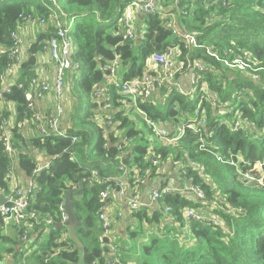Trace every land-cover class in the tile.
Returning <instances> with one entry per match:
<instances>
[{
    "label": "trees",
    "instance_id": "1",
    "mask_svg": "<svg viewBox=\"0 0 264 264\" xmlns=\"http://www.w3.org/2000/svg\"><path fill=\"white\" fill-rule=\"evenodd\" d=\"M130 1L0 0V77L10 71L11 34L20 20L43 19L48 28L18 65L15 82L22 88L12 84L9 92L0 93V125L13 119L10 135L17 149L15 156L8 155L0 140V192L11 194L5 175L19 172L35 186L27 194V211L53 220L50 226H31L27 221L25 240H18L15 230L14 238L0 233V241L10 244L7 251L14 254V264L19 263L16 258L22 256L24 246L34 250L22 264H106L105 246L111 239L103 234L98 219L99 193L107 186L117 189L122 179L129 192L140 189L143 178L159 180V189L170 186L169 180H160L170 165L178 167L186 184L203 191L204 201L173 193L162 195L155 207L142 204L139 210L127 211V216L122 213L125 237L113 236L120 262L140 264L136 252L141 251L142 264H149L148 255L157 264H264V188L245 182L233 165L225 163L239 156L251 164L264 161V0H158L159 10L137 21L132 41L122 39L120 23L123 7ZM168 13L181 33L194 36V46L188 48L165 27ZM54 16L65 27L73 21L66 37L73 44L71 59L80 65L76 74H65L68 105L61 118L66 125L63 136L40 135L25 99L31 79L39 77L37 55L55 38ZM172 49H178L183 67L175 79L194 61L205 67L197 74L192 95H180L166 86L159 103L138 98L134 105L105 85L103 67L114 58L122 69L121 79L131 81L153 74L149 69L153 55H166ZM98 88H105L100 100L94 96ZM106 103L112 108L104 112ZM9 104L15 106L13 113ZM130 115L136 122L139 116L145 118L154 141L145 140ZM189 116L195 120L189 122ZM201 120L204 125H198ZM237 120L241 124L234 129ZM31 121L36 132L26 139L18 124ZM157 123L171 126L166 129L170 138L187 123L199 132L185 129L178 141L168 143L152 132L150 124ZM41 156L49 166L34 174ZM249 169L242 167V172ZM81 181L83 189L71 199L81 222L75 233L82 244L79 249L70 235L63 239L67 227L57 226L62 225L59 209L65 193ZM202 206L208 210H199ZM190 208L211 220H186ZM44 234L46 239L40 241ZM123 241L126 248L120 246Z\"/></svg>",
    "mask_w": 264,
    "mask_h": 264
},
{
    "label": "built area",
    "instance_id": "2",
    "mask_svg": "<svg viewBox=\"0 0 264 264\" xmlns=\"http://www.w3.org/2000/svg\"><path fill=\"white\" fill-rule=\"evenodd\" d=\"M158 0H131L128 2L122 10L120 23L122 25V39L132 41L135 38L136 34V24H137V16L142 15L147 16L152 14L153 12L159 10L158 9ZM139 14V15H138ZM164 17L168 18V21L165 22V27L167 29H171L174 35L180 37L189 48L190 46L195 45V40L193 35H187L181 33L178 28L175 26V20L171 14H164ZM139 16V20L141 19ZM21 24L17 28V31L11 34V38L13 40V45L10 48V71L7 70L6 74L0 77V93L9 92V89L12 84H8L6 82V77L9 72L14 71L18 68V65L22 63V59L20 56L22 39L19 34L21 30V26L25 22L36 21L41 26L46 25L43 19L34 20L33 18H22ZM72 22L70 21L66 27L62 25L61 21L57 16H54L53 25L55 27V38H51L44 45L42 52L48 54L49 63H54L56 65V71L53 78L52 86L47 82L46 79L38 77L31 79L28 84V89L25 92V99L28 102V108L33 112V120L37 125V131L40 135H57L63 136V133L60 130L61 118L64 114V102H65V74L66 72H71L76 74L80 69V65L78 63H74L71 59V54L73 52V44L69 41L68 37H66L67 30L72 29ZM152 64L158 69V71H152L153 74L145 73V75L141 78L134 79L131 81H123L120 79L118 75L119 62L117 58H114L109 64L103 67V70L107 73V82L105 85L112 86L117 91H120L122 94L126 96V98L136 105V100L141 98L143 100H154L159 96L160 91L164 87H170L173 91L180 95H192L194 93V87L197 84V74L203 73L205 71V67L199 61H194L190 67V84L193 87L192 91L189 93H185L184 90L177 85L174 84L176 73L182 70V65L175 64L170 61L168 54H155L152 57ZM152 66V65H151ZM176 66V67H174ZM150 69V68H149ZM13 85H16L18 89L22 88V83L15 82ZM95 97L97 99H102L104 97L105 88L96 89ZM52 93L53 95V105L51 109H49L46 113H39L35 109V100H43V98ZM111 105L106 103L103 106V110L109 111L111 109ZM223 108V107H220ZM111 118H108V125L111 124ZM14 122L3 120L0 125V140L2 141V145L4 151L11 155L12 157L17 154V149L14 146L10 129L13 127ZM241 122L237 120L234 124V129H237L240 126ZM198 125H204V121L201 120L198 122ZM18 127H21V124H18ZM150 128L152 132L161 137L165 142L175 143L178 141L185 132V129H190L196 132H199V129H196L192 124L187 123L185 126H180L176 128L175 135L170 138L169 132L165 129L157 128L155 125L150 124ZM200 147H204V142L202 140L199 141ZM218 161H222L221 158H217ZM224 162V161H222ZM49 161H45L44 163H40L37 165L34 170V174H38L44 169H47L49 166ZM225 163L233 165L239 176L245 182H254L258 187L264 188V161L256 162L255 164H251L249 162H245L241 156L236 158V161H232V159H228ZM154 164H157L154 162ZM251 168L247 171L242 172V167ZM250 172H254L257 175V178H253L249 175ZM247 174V175H246ZM5 180L10 182L11 194L10 200L8 202L0 205V227L3 223L10 224L17 231L16 238L18 240H25L28 236L29 227L27 225V221H31L32 225H45L50 226L53 223L51 217H42L37 215L34 212L27 211L29 203L27 200V194L34 191L35 186L30 181L28 187L20 188L19 183L17 181V177L14 176L12 171L7 172L5 175ZM122 183V182H121ZM118 184V188H113L111 186H107L102 190L99 195V203L100 206L98 208V219L101 223V227L103 230V234L106 237H110L111 229L113 227V221L115 219H123L124 216L122 213H118L116 217H113L109 212L110 203L114 202L118 198H124L126 203L127 211L132 212L143 208L142 203L139 202V191L140 189H136L134 192H130L128 194L127 189L123 185V183ZM146 184V180L143 178L140 180V185L143 187ZM173 193H181V194H190L191 197L198 202H202L205 199V195L202 190L192 186L190 183H187L186 187L183 189V192L171 186H164L161 189L157 188L151 191L150 194V205H155L158 203L159 198L162 195H169ZM0 194L6 195L2 192ZM62 217V225L66 221L67 217L63 208L59 209ZM168 208L165 209L167 213ZM109 213V214H108ZM186 220H211L208 215L197 212L195 209H187L185 212ZM217 223H215L216 225ZM61 225V226H62ZM66 227V226H64ZM69 236V228L67 227V231L63 233V239H67ZM106 249L114 250L110 240L108 244H106ZM0 264H2V260L0 259ZM106 264H122L118 257L115 255L112 258L106 260Z\"/></svg>",
    "mask_w": 264,
    "mask_h": 264
},
{
    "label": "crops",
    "instance_id": "3",
    "mask_svg": "<svg viewBox=\"0 0 264 264\" xmlns=\"http://www.w3.org/2000/svg\"><path fill=\"white\" fill-rule=\"evenodd\" d=\"M138 20H139V16H137V21ZM30 24H36L40 28L41 34L42 33L46 34L48 32V28L46 27V25L41 26L36 21L25 22V23H23V25L21 26V30L19 31L21 39H22L24 30ZM175 26H176V28H178L177 22H175ZM38 37H37V39H38ZM22 43H23V40H22ZM28 53H29V49H28ZM172 53L175 54V56L173 58H171L173 60V65L175 64L176 66H178V64H180V63L177 62V58H176L177 50L176 49H172L171 53H169L168 56L170 54H172ZM27 57H28V54H27ZM27 57H26V59H27ZM26 59H24L23 61H25ZM169 59H170V57H169ZM176 66H174V67H176ZM36 67H37L36 71L38 73V76L41 77V78L46 79L47 82L52 86L53 78H54L55 71H56V65L54 63H49L48 54L40 52L37 55V65H36ZM150 70L153 71V72L154 71H158V69L153 64L150 67ZM18 74H19V69L18 68L16 70H14V71L9 72L7 77H6V82L8 84H13L15 82L16 77L18 76ZM180 76L175 79L174 84L177 85L178 87L182 88L185 93H189L192 90H190L191 84H190V81H189L188 77H185L183 79H179ZM119 77H120V75H119ZM120 79H121V77H120ZM179 80H180V84H178ZM157 98H159V96ZM157 98H156V103L158 101L160 102V98L159 99H157ZM53 100H54V98H53V95H52L51 92L49 94H47L43 98V100H35V109H36V111H38L41 114L42 113H46L49 109H51V107L53 105ZM8 108L12 111V113L14 112V108H12V104H9ZM60 128L63 129V130L66 129V125H65L64 122L61 123ZM170 128H171L170 125L168 127H166V128L161 127V129H165V130L166 129H170ZM34 131H35L34 127H28L26 124L21 125L20 133L26 139H30L35 134L36 131L35 132ZM39 159L41 161L40 163H44L45 161L46 162L48 161V159L43 157V156H41ZM176 169H177L176 167H172L170 165L165 167V169H163V172L165 173V176L163 178H161L160 180L161 181L165 180V183H166V180H169L171 187H174V188L178 189L179 191H181L180 189H184L187 184L183 181L182 178H180V176L177 173ZM14 176L17 177V181L19 183V187L20 188H22V189L25 188L26 189L28 187V185H29L31 180L25 179V177L23 175H21L17 171L15 172ZM121 182L124 183L125 180L122 179ZM159 182H160L159 180L158 181H146V184L143 187H141V189L139 191V202L140 203L149 204L151 191L154 190V189L159 188L158 186L161 185V184H159ZM148 183L152 184L151 188L150 187H147V188L145 187ZM129 191L130 190L127 189L128 194L130 193ZM6 196H9V195H6ZM152 207H155V205L154 204L153 205L149 204L148 208H152ZM109 212H110V214L113 217H116V215L118 213H124L125 215H127L126 214L127 213V208H126L125 199L124 198H118L114 202L110 203ZM123 220L124 219H121V220L115 219L113 221V225H115V223H120ZM123 226H125V223L120 224L119 231H113L111 233V235L112 236L118 235V237H120V239H122V237H125L126 231L124 230ZM0 233H1L2 236H11V238L15 237V229H14V227L12 225H10V224H7V223H3V225L0 227ZM46 235L47 234H44V236L41 237L40 241L45 240L46 239L45 238ZM120 246L122 248H126L127 243L123 241L122 243H120ZM10 248H11L10 244H8L7 242L0 241V258L2 259V264H6V262L8 264H14L15 263L14 254H12L11 252L7 251ZM23 248H22V250H23ZM113 249H114L113 251L109 250V249L106 250V254H107L108 258H112L115 255L116 248L113 247ZM33 250H34V248H32L30 253ZM19 264H22V263L19 262Z\"/></svg>",
    "mask_w": 264,
    "mask_h": 264
},
{
    "label": "rangeland",
    "instance_id": "4",
    "mask_svg": "<svg viewBox=\"0 0 264 264\" xmlns=\"http://www.w3.org/2000/svg\"><path fill=\"white\" fill-rule=\"evenodd\" d=\"M173 18H174V20H175V17L173 16ZM40 34H41V30H40V28L36 25V24H30V25H28V27L24 30V32H23V36H22V40H23V43H22V46H21V53H20V56H21V59H22V61L24 60V59H26V57H27V54H28V49H29V47H30V45H31V43L32 42H34V41H36V39H37V37L38 36H40ZM177 51H178V49H177ZM175 56V54L174 53H172V54H170L169 55V57H170V61L173 63V60L171 59V58H173ZM176 58H177V62H179V60H178V52H177V55H176ZM180 63V62H179ZM121 73H122V69L121 68H119L118 69V74L120 75V77H121ZM178 73H180V72H178ZM177 74V73H176ZM177 75H179V74H177ZM176 75V76H177ZM185 77H188V79H189V81H190V71H188V72H186V73H184V74H182L181 76H180V78L179 79H183V78H185ZM200 76H198V78H199ZM178 84H180V80H179V82H178ZM193 89V87L192 86H190V90H192ZM64 93H65V102H64V106H66V105H68V100H67V91H66V89L64 88ZM160 94V93H159ZM158 99V98H157ZM15 106L12 104V108H14ZM131 116V118L135 121V123H134V126H135V129L136 130H139L140 132H141V134H142V136L145 138V140L147 141V142H152V141H154V135L148 130V128L144 125V120H145V118H143V117H141V116H139V119H138V121L136 122V120H137V118L136 117H134L133 115H130ZM12 118H13V115H12ZM195 120V118L193 117V116H189L188 117V121L189 122H193ZM12 122H13V119H12ZM183 123V122H182ZM24 124H26L28 127H34V125H33V122L31 121V122H24L22 125H24ZM61 125V124H60ZM155 126L157 127V128H160L161 129V127H164V128H166V127H168L167 125H162V124H155ZM60 130H61V132H65V130H63V129H61L60 128ZM35 132V131H34ZM177 167V166H176ZM178 168V167H177ZM238 173V172H237ZM247 175V174H246ZM249 175L251 176V177H253V178H257V175H256V173H254V172H250L249 173ZM242 179V178H241ZM151 186H152V184L151 183H148L145 187L147 188V187H150L151 188ZM199 210H201V211H203V210H208V208L207 207H200L199 208ZM127 216V215H126ZM126 218V217H125ZM125 221V219L123 220V221H121L120 223H115V225H113V227H112V229H111V233L113 232V231H119V226H120V224H123V222ZM124 227V230H125V226H123ZM145 230V232H146V228L144 229ZM47 236V235H46ZM46 236H45V238H46ZM110 243H111V245L113 246V247H116V243L115 242H117L118 240L117 239H115L114 241H113V236L110 234ZM31 248H29V246H24V248H23V250H22V256H19L17 259H16V261L17 262H20L22 259H24V258H26V257H28V256H30L31 255V253H30V251L32 250H30ZM136 256L139 258L138 259V261H139V263L140 264H142V261H141V259H143L144 257H143V255L141 254V251H137L136 252ZM1 259V258H0ZM148 259H149V264H157L155 261H154V259H152V257H150V255H148ZM2 260V259H1ZM6 264H8L7 262H6ZM17 264H19V263H17Z\"/></svg>",
    "mask_w": 264,
    "mask_h": 264
},
{
    "label": "water",
    "instance_id": "5",
    "mask_svg": "<svg viewBox=\"0 0 264 264\" xmlns=\"http://www.w3.org/2000/svg\"><path fill=\"white\" fill-rule=\"evenodd\" d=\"M140 18L142 15H139ZM83 189V182L81 181L77 187L69 189L65 193L64 197V205L63 209L66 214V221L63 223L62 226H66L69 228V235L70 238L76 243L79 249H82V244L77 240L76 238V229L81 226V222L79 221L74 208H73V202H72V195L79 193ZM10 200V196H6L3 194H0V205H2L5 202H8ZM61 225H58L57 227H60Z\"/></svg>",
    "mask_w": 264,
    "mask_h": 264
},
{
    "label": "bare ground",
    "instance_id": "6",
    "mask_svg": "<svg viewBox=\"0 0 264 264\" xmlns=\"http://www.w3.org/2000/svg\"><path fill=\"white\" fill-rule=\"evenodd\" d=\"M181 190V192H183V189H180ZM109 214V213H108Z\"/></svg>",
    "mask_w": 264,
    "mask_h": 264
}]
</instances>
